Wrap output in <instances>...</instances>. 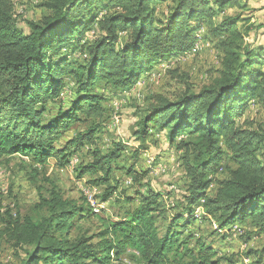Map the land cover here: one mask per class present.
<instances>
[{"label":"trees","instance_id":"1","mask_svg":"<svg viewBox=\"0 0 264 264\" xmlns=\"http://www.w3.org/2000/svg\"><path fill=\"white\" fill-rule=\"evenodd\" d=\"M16 1L0 0V161L54 159L65 169L96 143L98 125L61 140L78 122L104 121L100 83L115 95L130 91L160 65L192 53L201 30L204 40L219 39L222 52L208 84L175 100L158 96L133 133L137 145L163 136L182 153L189 183L166 232L157 226L162 197L148 190L128 200L139 207L122 220L73 239L77 223L99 215L53 187L35 206L37 217L5 213L0 236L26 253L21 264H124L128 251L139 264H221L213 244L190 231L197 222L211 219L221 232L250 223L264 234V128L248 117L252 106L264 107V45L246 42L262 24L246 12L228 14L246 10L243 0H42L49 14L28 22L26 32ZM126 150L122 143L107 155L94 149L92 162L78 165L80 179L101 174L95 183L108 186L105 201L116 192L113 163ZM128 173L142 183L144 176Z\"/></svg>","mask_w":264,"mask_h":264},{"label":"rangeland","instance_id":"2","mask_svg":"<svg viewBox=\"0 0 264 264\" xmlns=\"http://www.w3.org/2000/svg\"><path fill=\"white\" fill-rule=\"evenodd\" d=\"M243 2L247 6L246 10L236 8L229 10L228 14L246 12L252 16L255 26L262 24L261 30L258 27L252 30V37L246 39V42L254 41L264 45V0H243ZM42 4V0L16 1L17 16L25 32L28 22L41 20L49 14L41 7ZM204 34L203 30L198 33L199 40L192 53L171 60L169 65L168 63L160 65L156 72L143 77L130 91L115 95L105 89L104 83H100L96 89L97 93L107 96L105 101L107 115L104 121L78 122L67 130L62 138L61 143L73 139L79 132L92 125L99 126L95 145H85L78 154V163L69 164L65 169H61L54 159L43 165L35 164L28 157L13 156L2 159L0 161V233L4 226L6 211L18 213L22 217H37L35 206L41 202L42 197L49 196L53 187L60 189L65 198L85 208H88V204L94 212H98L94 214L100 215L77 223L72 230L73 239L82 235L91 237L103 230L104 223L122 220L128 211L139 207L137 201L130 203L128 200L134 198L137 192L145 195L148 190H153L162 197L161 203L165 213L162 217H157L158 214L155 216L158 218L157 226L160 233L166 232L172 224L175 210L179 208L177 204L182 201L189 183L182 153L170 149L163 136H159L158 139L154 137L150 142L137 145L134 143L133 133L144 111L150 104L156 102L158 96L175 100L188 88L194 92L199 91L217 74L222 57L218 47L219 39L213 41L207 37V40H204ZM87 36H92V33ZM245 117L241 120L243 121ZM248 117L254 120L255 127L264 128L263 106H252ZM81 119L85 118L81 117ZM118 143L126 145L127 150L113 163L110 185L116 192L108 202H105L104 195L108 186L95 183L101 178V174L87 175L82 179L79 174L82 166L92 162L90 151L97 149L102 155H107ZM79 164H82L81 167ZM158 167L164 172L156 173ZM130 170L144 176L141 184L132 183L128 173ZM225 175L223 172L218 177L223 179ZM88 191L89 194L96 196L98 205L105 207L98 209L96 205L97 211H95L87 200ZM200 208L196 210L197 218ZM196 226L200 227H193L190 231L198 233L197 238H204L206 244H213L212 246L217 250L216 258L221 260V264H264V234L258 235L250 223L236 225L231 231L224 232H221L211 219L203 223L197 222ZM193 246L194 242H191V247ZM130 254V251L123 254L122 262L139 264L135 258L130 257ZM25 258L24 251L15 248L11 242L0 236V264H21Z\"/></svg>","mask_w":264,"mask_h":264},{"label":"bare ground","instance_id":"3","mask_svg":"<svg viewBox=\"0 0 264 264\" xmlns=\"http://www.w3.org/2000/svg\"><path fill=\"white\" fill-rule=\"evenodd\" d=\"M75 159H76V161H72V162H71V165L76 164V162L78 163V158L75 157L73 160H75ZM85 193H86V192H85ZM87 195H88V196H86V197H87V200L91 203V205L93 206L94 210L97 211V210H96V209H97L96 205H98V204H97V200H96V198H95V204H94V200H93V198H92L91 193L89 194V191L87 192ZM94 196H95V195H94ZM97 213H98V212H97ZM198 213H199V212H198ZM198 217H199V214H198Z\"/></svg>","mask_w":264,"mask_h":264},{"label":"built area","instance_id":"4","mask_svg":"<svg viewBox=\"0 0 264 264\" xmlns=\"http://www.w3.org/2000/svg\"><path fill=\"white\" fill-rule=\"evenodd\" d=\"M72 161H76V159L75 160H72ZM162 172H164V170H160V168L158 167V168H156V173H162ZM90 191V190H89ZM91 195H92V198H93V200H94V204H95V198H96V196H94V194H92L91 193ZM105 207V205H98V209H100V208H104ZM200 213H201V208H200Z\"/></svg>","mask_w":264,"mask_h":264},{"label":"crops","instance_id":"5","mask_svg":"<svg viewBox=\"0 0 264 264\" xmlns=\"http://www.w3.org/2000/svg\"><path fill=\"white\" fill-rule=\"evenodd\" d=\"M66 141V140H65ZM61 142H62V140H61ZM64 143V142H63ZM63 143H61V144H63Z\"/></svg>","mask_w":264,"mask_h":264},{"label":"clouds","instance_id":"6","mask_svg":"<svg viewBox=\"0 0 264 264\" xmlns=\"http://www.w3.org/2000/svg\"><path fill=\"white\" fill-rule=\"evenodd\" d=\"M105 202H108V201H105ZM100 216V215H99Z\"/></svg>","mask_w":264,"mask_h":264}]
</instances>
